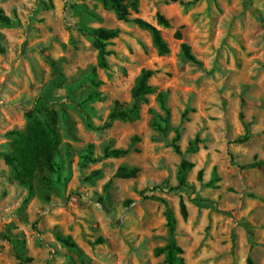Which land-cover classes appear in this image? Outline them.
<instances>
[{
  "label": "rangeland",
  "instance_id": "1",
  "mask_svg": "<svg viewBox=\"0 0 264 264\" xmlns=\"http://www.w3.org/2000/svg\"><path fill=\"white\" fill-rule=\"evenodd\" d=\"M191 1L138 0L129 9V19L160 29L170 49L160 55L148 30L102 0H0V153L33 108L53 109L59 133L53 167L36 171L30 192L0 156V264H164L154 250L169 238L165 202L186 264H264V167L240 168L264 161V0ZM98 27L118 30L105 41V68L82 30ZM182 41L198 62L183 55ZM142 68L155 70V92L139 116L100 129L115 101L130 104ZM158 91L170 110L166 132L153 125L162 113ZM175 131L183 152L201 139L183 154L194 164L186 172L194 192L172 188L181 159L171 146ZM105 147L130 151L82 165L84 154L95 158ZM119 166L139 172L116 177Z\"/></svg>",
  "mask_w": 264,
  "mask_h": 264
},
{
  "label": "trees",
  "instance_id": "2",
  "mask_svg": "<svg viewBox=\"0 0 264 264\" xmlns=\"http://www.w3.org/2000/svg\"><path fill=\"white\" fill-rule=\"evenodd\" d=\"M107 2L116 12V16L121 20H132L139 27L148 30L151 34L152 43L156 48L158 54L163 55L169 52V45L163 38L160 29L146 20L140 17H134L129 19V9L136 10L138 0H102ZM181 4H190L191 0H170ZM3 17L0 15V19ZM157 23L168 27L170 25L169 19L163 14L157 13ZM83 31L87 32L94 38L95 46L98 50L97 54V66L105 68L107 66L106 55L108 51L105 47V41L117 36V29H106L102 27L98 28H83ZM174 38L182 39V35L179 29L174 32ZM180 48L183 55L190 61L198 62L196 57L191 51L190 45L182 41ZM155 73V70L151 68H142L139 74L134 80V84L131 87V102L128 105H122L119 101H115L112 109L109 111L106 120L103 122L100 129L108 128L111 122L115 119L119 120H132L139 116L140 103L145 100L148 94L154 93L155 88L149 83V78ZM156 101L160 106L162 113L156 115L155 122L153 125L155 128L162 132H166L168 122L170 118V110L165 103V93L163 91L156 92ZM39 100V99H38ZM37 100V103L40 101ZM37 105V104H36ZM35 111L37 113H35ZM242 113H240L241 116ZM26 116L29 120L28 125L25 129H14L9 132L12 136L11 149L0 153L4 162L14 171L15 178L19 184L27 189L28 192L32 190L33 177L37 170L42 167L52 168L53 167V154L59 144V133L57 131V113L48 107L38 110L34 108L26 112ZM248 135L243 136L239 141H243ZM134 140H138L137 136L133 137ZM179 139V132L175 131V137L172 139L171 146L173 150L181 155V159L177 168L176 178L178 184L173 189L188 188L194 192L195 187L193 184L188 183L186 180V172L190 170L194 164L192 161L183 157L184 153L195 152L198 150V145L201 139L195 136L192 140H189L184 152L181 150L180 145L177 143ZM133 140V139H132ZM131 140V142H132ZM91 145H89L90 147ZM137 150V149H135ZM130 151L129 147H117L110 148L105 147L101 155L92 158L90 152H87L82 156V165H85L87 161L95 162L104 158H119L125 156ZM244 167H264V161H251L246 164L240 165V168ZM102 170L93 169L86 176V180L100 175ZM139 172V167H126L119 166L115 172L116 177L120 178H133L136 177ZM202 178V170L197 172V179ZM179 212L183 219L188 216V209L186 204L181 200L179 204ZM165 217L168 226L169 238L167 243L163 246L156 247L154 254L156 256H163L164 264H186L182 256L183 249L177 244L174 238V230L176 225V217L173 210L165 202ZM11 249L15 257L22 260L21 254L18 251L16 245L12 239H8ZM63 243L68 246H73L74 243L68 239H61ZM23 242V240H22ZM25 260H30L26 257Z\"/></svg>",
  "mask_w": 264,
  "mask_h": 264
}]
</instances>
